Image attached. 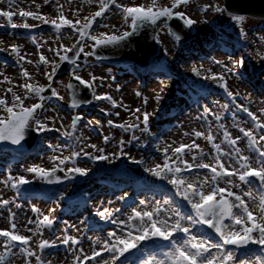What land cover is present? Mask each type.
<instances>
[{
  "label": "snow or ice",
  "instance_id": "6c2138e0",
  "mask_svg": "<svg viewBox=\"0 0 264 264\" xmlns=\"http://www.w3.org/2000/svg\"><path fill=\"white\" fill-rule=\"evenodd\" d=\"M15 2L16 0H9V10H0V17L6 20V24H0V27L30 30L37 27V25L27 22L28 18H31L33 21L51 25L57 34L56 41H59L64 30H71L70 35L76 34V40L70 47L59 43L56 48L50 47L48 49L49 52L54 53L55 57H58V61L56 59L50 60L45 55L39 54V59L34 62L21 55L19 46L15 44L9 45L7 49L0 48V52L8 51L9 55L17 57L16 62L21 65V79L33 80V76L21 63L26 62L29 65L34 64L37 69L43 67V75L47 80L46 85H40L38 82L19 84L17 87L23 90V95L18 94L12 87L7 88L6 92L11 94V103L6 97L0 96V113L5 114L0 115V142L19 146L30 132L37 135L59 132L62 137L80 143L83 147L79 151H72L70 157L66 156L59 159V163L53 164L51 169L33 165L25 168L24 171L32 174L34 179L42 180L48 184L61 182V178L56 175L57 171L64 172L65 178L69 179L71 178L69 173L87 176L91 169L71 167L65 171L60 165H64L69 160L74 161L81 154L92 161H110V157L105 154L104 148L85 143L87 137H84L83 134L74 136L78 126L85 120V115L75 110L95 101H107L112 108L124 106L118 105L111 95L97 93V89L104 86V76H98L89 71L87 73L89 78L85 79L77 73L83 69L95 67L94 63L89 62V57H93L97 63L105 59V57L98 55V50L124 48L128 46L130 39L141 28L146 25H157L158 22L167 28V34L177 46L178 51H182L183 38L180 32L183 28L191 31L197 23V21L189 18L184 11L179 10L182 6L186 7L190 0H169V3L163 6H160L157 0H151L148 5L125 4L123 0L120 2L118 0H81V3L98 5V10L84 16L83 21L77 18L80 12L79 8L72 12L73 18L69 19L65 15V5L56 0L54 5L56 16L54 18L49 19L41 14L42 5L35 4V11L20 9L18 15L24 21L20 24L13 22L16 13L11 8ZM43 2L48 4L49 0H43ZM72 2L73 0H67L69 5ZM0 3H3V0H0ZM113 6L119 10L123 26L128 29L119 32V34L111 31L109 24L100 23L98 19L105 17L109 11H112ZM199 10L207 13L209 6L205 5ZM211 11L216 14H226L232 26L237 30L238 41L247 43L249 32L243 27L248 19L247 13L231 8L227 4V0H224L222 4L211 6ZM173 19L181 22L180 31L174 30L168 24ZM201 23L206 24L208 21H201ZM97 24L102 28L110 29V31L93 34V28ZM151 39L156 45L162 43L159 33H155V29ZM213 39H219L223 42L222 37H217L216 34H213ZM258 39L264 44V35ZM89 41L91 43H88ZM32 43L36 45L37 52H39L42 45L37 42L35 37H32ZM86 48L90 50L86 51ZM162 50L164 56L170 54L168 48ZM224 54L229 57V60L236 55L235 52H225ZM81 55L84 58L83 68L78 62ZM255 55L264 67V50H258ZM64 63L73 66L69 73L71 79L83 86L91 97L82 100L79 98L78 89L71 82L64 85L70 97V103L67 107L74 110L68 126L71 131L62 130L65 129L64 117L60 116L58 108L46 104V101H51L53 98L57 101L64 100V96L53 86L56 83L54 78L58 69ZM175 63L176 61L172 62V64ZM212 63L224 69V73L217 74L209 69L208 74L202 78L215 82L232 104H235L236 109L250 118L252 126L247 129L240 127L239 133L242 136L237 135L234 138L224 124L219 123L222 116L214 113L209 105L205 104L198 119L206 120L207 115H212L217 123V133H222L221 142L216 143L217 136L213 135L211 123H209L207 133L201 131L192 133L194 139L191 143H181L178 147L168 145L164 149L163 164L158 163L154 167H145L144 171L161 181H166L171 188L168 189L163 186H157L156 189L149 188L148 191L153 193L154 199L156 196H160L161 199H155V203L152 205H149L146 199L139 200V205L132 208L131 212L126 215V219L121 218L125 215L121 207L97 209L95 215L105 224L115 227L107 231L106 236L95 239L91 236L87 237V241L90 242V253L86 252L82 246L84 237L67 234L68 229L73 226L68 225L65 221L64 235L57 237V239L60 244L70 249L71 264H133L129 256L134 257L135 264H264V107L260 109V114L257 115L248 107L236 104L239 93H233L229 90L227 75H239L240 73L234 72L233 69L242 70L245 68L246 57L243 52L240 53L239 58L231 67L216 59ZM160 71L163 72L164 69L160 68ZM110 74L111 69H109ZM194 74L198 77L201 76L199 70L194 69ZM0 76H3V73H0ZM5 82L11 84V80L7 76H4V80L0 81V83ZM60 83L63 84V81ZM160 85H162L160 88V93H162L168 84L165 80H161ZM116 90L120 91L119 88ZM160 93H156L154 97L157 105L164 98ZM135 95L139 97L142 93L137 91ZM30 98H35L37 102L26 106L25 101ZM143 103L147 105V97L144 98ZM221 107L225 110L230 109L228 103ZM49 109L54 113L51 118L45 115ZM125 110L128 109L125 108ZM99 111L105 117L113 115L112 112L104 108H100ZM131 114L135 116L136 123L114 124L113 119L109 118L107 124L124 132L131 131L134 133L139 130L141 133H148L150 131V117L153 113L136 108L131 110ZM114 115L119 117L120 113L116 112ZM57 121L60 122L59 127L56 126ZM93 125L102 127L101 121L98 119L88 120L85 126L91 127ZM185 135L189 134L185 133ZM201 138L211 146L208 152H205L196 142ZM111 139L109 135H103L105 144H108ZM133 140L138 141L139 138L133 134L129 140L121 139L119 141V155H125V144H131ZM243 141H246L248 155H245L243 150L237 146ZM139 146L143 147L144 145ZM59 147L60 145H49L53 151L58 150ZM85 148H91L93 151L87 152L84 150ZM169 151L171 155H169ZM112 155L119 158L116 153ZM188 156L191 157L190 160L186 159ZM128 158L135 164H145L144 160H136L131 156ZM50 159L56 161L58 158L53 156ZM253 159L255 163H253ZM31 182L23 175L18 177L9 175L5 181L6 184H11L17 193L20 192L23 185ZM176 197L179 198V201ZM50 198L58 204L65 199V195L63 193L53 194ZM118 199L125 201L128 197L122 195ZM12 203H14L12 200L0 199V208L8 209L10 224L9 228L0 229V238H2L0 239V247L3 248V251H0V264H10V260L14 257H22L24 264H52L51 260L45 258L44 253L48 249H56L58 247L57 242L39 238L35 242V248L32 244L33 237H43L44 230L54 227L56 208H51L45 214L33 207L32 211L37 215L35 219H28L27 225H34V227H26L24 230L30 232L31 235H24L17 230V223L14 222L15 213L8 207ZM108 203L112 204L113 201H108ZM86 222V220L81 221V223ZM94 227V225H90L89 230H94ZM76 230L79 232V229ZM145 242H150V247H146ZM250 245L258 246L259 254L250 249ZM133 250L136 251L133 252ZM105 253L107 258L103 255ZM138 253L146 255H137ZM252 256L255 259H252Z\"/></svg>",
  "mask_w": 264,
  "mask_h": 264
},
{
  "label": "rangeland",
  "instance_id": "374dc122",
  "mask_svg": "<svg viewBox=\"0 0 264 264\" xmlns=\"http://www.w3.org/2000/svg\"><path fill=\"white\" fill-rule=\"evenodd\" d=\"M73 1H77L78 3L80 12L77 18L82 21L84 16H88L90 13L98 10V5H89L86 2L81 3V0ZM59 2L65 5V15L69 19H72V12L76 9L67 8V0H59ZM118 2H120V0H118ZM123 2L125 4L134 3L136 5H148L151 3V0H123ZM157 2L160 6H163L168 4L169 0H157ZM8 3L9 0H3V3H0V10H9ZM55 3L56 0H49L48 4H44L43 0H35V3H33V0H29V5L31 4L33 6L25 9L26 11L27 9H30L29 11H35V4H41V14L51 19L56 16L54 7ZM222 3H224V0H190V3L186 7L182 6L179 9L180 11H184L189 18L197 21L191 31H189L186 38L182 39V51H178L177 46L167 34V28L161 25L157 30H163L165 39L172 48L168 57L160 56V51H162L164 47V43H161V45H158L157 53L151 57L149 61L150 63L148 62L147 65L136 67L126 61L112 62L102 60L101 62L103 63L110 62L113 64L110 68V75L109 72H104L101 66L97 64H95L94 68L83 69L77 73L85 79L89 78L87 75L89 71L94 72V74L98 76H104L105 82L103 86V94L106 93L111 95L118 105L124 106L114 108V110H117V112L120 113L119 117L114 115L115 112H112L113 115L111 117H105L104 115L92 112L94 107H98L99 109L104 108L107 111H111L112 106L107 101H102L100 104L99 101H95L92 104L84 105L78 109L81 114L85 115V117L91 116L93 117V120H100L102 127L96 125L86 127L85 125L87 123H81L80 128L78 126L79 129L77 128L74 136H80L81 131L93 136L95 141L94 144L97 145V147L105 149V154L109 155L110 161H80L75 158L74 161L69 160L64 165H60V167H63L65 171L71 167L91 169L87 176H80L77 174L78 177H71L70 179L66 178V180L57 188L50 186L42 187V180L34 179L32 174L24 171L25 168L33 166L30 164L32 161L31 155L33 156L34 154L33 151L41 146L42 142L49 134L54 136L53 133H49L47 135L36 134V140L33 146L28 150L15 151L13 149L0 146V149L4 150L0 154V199L14 201V203L10 204L8 207L11 208V211L15 213V216L21 223L19 231L20 234L31 235L30 232H26L24 229L26 227H34V225H27V220L35 219L37 215L32 211L33 205L38 209L40 208V212L45 214H47L51 208H56V213L54 214L56 217V223L54 227L44 230L43 237H33V248H35V242L39 238L53 240L58 244L59 240L57 237H62L64 235V229L66 227L65 221H67L68 225L73 226L68 229L67 234L69 235L82 236L84 239L88 234L92 235L93 238L106 236L107 231L112 230V227L110 224H105L95 215L96 210L116 208L123 205L125 208L122 209L124 210L125 215L121 218L126 219V215L129 214L132 208L135 207L132 205V194L140 181L144 183L140 184L142 187L139 188V190H141L139 200L146 199L149 205L154 204L155 199H158L153 198V193L148 191L149 188L156 189L157 186H163L168 189L171 188L170 185H167L166 181H161L156 177L151 176L144 171V168L154 167L158 163L162 165L164 160V149L168 145L178 147L181 143H183L182 141H166L163 136L156 135V137H154L155 135H153L155 131L157 132V130L161 128V125L152 128L154 118L159 114L168 111L172 106L177 107L182 102L189 100L192 104V109L190 110L191 122L196 124L197 131L205 133H207L209 123H211L213 135L217 136L216 143L221 142L222 133H217V123L215 122L214 117L212 115L205 114L207 115L206 120L198 119L203 112V106L205 104L209 105L214 113L222 116V120L219 123L224 124V126L232 133L234 138L237 135L242 136V134L239 133L240 127L247 129L252 126L250 118L247 117L245 113L236 109L235 104H232L223 90L219 88L215 82L212 80H205L202 77L208 74L209 69L217 74L224 73V69H222L219 65L212 63L214 59L220 60L222 63H227L228 66L231 67L235 60L239 58L240 53L243 52V55L246 57L245 68L242 70L233 69L234 72H239V75H227L229 90L233 93H239V96L236 99V104L248 107L250 111L259 115L260 109L264 107V67H262V63L259 62L255 53L258 50H264V44H262L258 39L260 36L264 35V17L248 16V19L243 25L245 30L249 32L248 41L245 44L244 42L238 41L237 30L232 26L226 14H216L211 11V6ZM205 5L209 6L207 13L199 10ZM15 7L17 8L18 6H12L11 10H14ZM112 13L116 14V17L123 23L119 15V10L115 9L114 6L112 11H109L107 14ZM98 19L100 22L107 21L106 16ZM18 20L19 19H17V17H13L14 23L19 24ZM201 21H208V23H201ZM22 22L24 21L22 20ZM27 22L29 24L33 23L31 20H27ZM0 23L6 24L5 18L0 17ZM34 23L36 25L40 24L41 26L46 27L45 30L40 31L34 27L30 30L20 28L19 31L21 34L19 35L1 33L0 41H3V43H0V48L7 49L9 45L15 44L19 46L21 55L26 56L27 59H31L34 62L39 59V54L45 55L50 60L56 59L58 61V57H55L54 53L49 52L48 49L50 47L56 48L59 43H63L66 47H70L72 42L76 40V34L70 35L71 30H64L59 41H56L57 34L54 32L51 25L43 24L39 21H34ZM204 26L211 30L212 37L213 34H216L217 37H222L223 42L219 39H215V42H213L212 47L209 49L205 47V43L202 45H199V43L197 46V55H191L192 53L190 52V49L193 48L192 44L196 42L195 35L198 29ZM123 28L124 30H128L124 26ZM99 29V24L94 26L93 34L99 33ZM156 33H158V31H156ZM116 34L119 33L117 32ZM32 37H35L37 42L42 45L39 52H37L36 45L32 43ZM88 43H91V41ZM85 50L88 51L90 49L86 48ZM207 52L211 53L208 54ZM225 52H235L236 55L229 60V57L224 54ZM89 59L94 60L93 57H89L88 60ZM16 60L17 57L9 55L8 51L0 52V73H3V76H0V81L4 80V76H7L11 80V84H8L7 82L0 83V96L6 97L9 103H11V94L6 92L7 88L12 87L14 91L22 94L23 90L17 87L21 83L38 82L40 85L47 84V80L43 75L44 68L40 67L37 69L34 64L29 65L26 62L21 63L23 64V67L26 68L33 76V80L27 81L21 79V65L18 64ZM173 61H176V63L172 64ZM78 62L83 68V55ZM148 66H151V73H145ZM152 66L156 68H153ZM72 67L73 66L68 63L61 64V67L58 69L57 75L54 78L56 79V83L53 85L57 88L60 94L64 96L66 108L60 109L59 111H61L62 117H64L63 124L65 129L62 130L68 131H71L68 126L71 122V115L73 113L71 112V109L67 107L70 103V98L68 90L64 87V85H67L68 83V79L70 77L69 73L71 72ZM178 67L180 68L179 72L176 69ZM160 68H163L164 71L161 72ZM194 69L200 71V77L194 74ZM112 77H115V79H112ZM169 77H171V79H169ZM161 80H165L168 84V87L162 93H160V88L162 87V85H160ZM60 81H63V84H61ZM129 84H131L132 87H128ZM123 86L125 87L123 88ZM117 88H119L120 91H117ZM177 90H180L183 93L182 97L178 98V102L174 103L168 101V98L173 96ZM137 91H140L142 95L137 97L135 95ZM156 93H160L164 97L160 101L159 105H157L154 99ZM48 94L50 95V92ZM207 94H209L208 97L206 96ZM145 97L148 99L147 105H144L143 103ZM34 102H37L36 99L30 98L26 106H30ZM225 103L230 105L229 110H225L221 107ZM125 108L128 110H125ZM136 108H141V111L153 113L150 117V130L153 131V133H141L139 130H136L134 133L131 131L124 132L119 128L110 127L107 124V119L109 118L113 119L114 124L136 123L135 116L131 114V110ZM0 115L5 114L0 113ZM246 121H248V123H246ZM59 125L60 122L57 121L56 126L59 127ZM141 127H143V125H141ZM94 128H96L98 135L93 133ZM133 134L138 137L139 140H133L131 144L126 143L124 146L125 155H119V141L121 139L127 141ZM103 135H109L112 138L108 144L103 142ZM193 139L194 137L192 136V138L184 144L191 143ZM196 142L205 152L210 150L211 146L203 138L198 139ZM149 143L153 146L155 151V153H152L151 151L148 153H152L150 157L148 154L143 153V150L148 147L146 145ZM52 145H60V147L56 151L51 150V152L47 155H42L39 163H35L34 165H40L45 169H51L53 164L59 163V159H63V157L66 156L70 157L72 151H79L80 148L83 147L80 143H75L73 140L63 141L60 137L54 138ZM69 145L74 146L70 147ZM139 145L144 146L141 147ZM237 146L243 150L245 155L249 154L246 148V141L238 143ZM84 150L87 152L93 151L91 148H85ZM113 153H116L119 158L113 157ZM169 155H171L170 151ZM53 156H56L58 159L56 161L51 160L50 157ZM129 156L135 158L136 160H144L145 164H135L128 158ZM186 159L190 160L191 157L188 156ZM253 163H255L254 159ZM9 175L12 177L23 175L26 179L32 182L30 184L23 185L20 192L17 193L16 190L11 187V184L5 183ZM57 176L60 177L59 174ZM89 177H91L92 181L97 180L94 193H92L91 190H86L85 184L83 183V179ZM129 179H133L131 184L129 183ZM123 190L125 193L122 192ZM100 191L102 193L97 196V193ZM59 193H63L65 195V199L57 204L54 199L50 198V196ZM122 195L127 196L128 199L125 201L119 200L118 197ZM176 199L179 201L178 197H176ZM108 201H113V203L109 204ZM0 216L2 217V227H0V229H6V226L9 223L8 209L0 208ZM85 220L87 221L86 223H81V221ZM97 222L100 223L101 227L97 226ZM90 225L95 226L94 230H89ZM76 229H79V232H77ZM249 248L255 250L257 254H259L258 246L250 245ZM48 250H46L44 254H46ZM0 251H3L2 247H0ZM105 258H107V254L105 255ZM129 259L134 261V258L129 257ZM252 259H255V257L252 256ZM71 260V258H66V261H61L57 264H71ZM10 264H23V258L14 257L10 260Z\"/></svg>",
  "mask_w": 264,
  "mask_h": 264
},
{
  "label": "bare ground",
  "instance_id": "6f19581e",
  "mask_svg": "<svg viewBox=\"0 0 264 264\" xmlns=\"http://www.w3.org/2000/svg\"><path fill=\"white\" fill-rule=\"evenodd\" d=\"M64 3H66V2H64ZM66 4H67V8H69V9H71V8L78 9L77 1H73L71 5H69L68 3H66ZM15 5L18 6L19 8L15 7V9L12 10V11L14 13H16V15L14 17H17V19H19L18 23L20 24L22 22V19L18 15L20 9H23V10L26 11L25 8H30L33 5H31V4L29 5V0H16L15 4L13 6H15ZM29 10L30 9H27V11H29ZM106 18H107V21H102L100 23L109 24L110 28H111V31L119 33V32H122L124 30L123 23L121 22V20L119 18L116 17V14H114V13L106 14ZM30 20H31V18H28V21H30ZM31 21L33 22L32 24H35L33 20H31ZM0 24H2V23H0ZM35 28L37 30L44 31L46 27H43L40 24H37V27H35ZM19 29L20 28L12 29L10 27H0V34L1 33L2 34H10L11 33V34L19 35V34H21ZM117 29H119V31H116ZM99 31L100 32H102V31L103 32H108V31H110V29H106V28L100 27ZM157 31L159 33V38H160L161 42L164 43L163 44V46H164L163 48H168L169 49V53H170V50L172 48L169 45L168 41L165 39V34L163 33V30L159 29ZM195 36H196V38H195L196 42L192 44L193 48L190 49V52L192 53L191 55H197V48H198L197 46H198L199 43H200L199 45H202L203 43H205L204 44L205 47L209 49L210 47H212L213 42H215L214 41L215 39H213V37H212L211 30L209 28L205 27V26L201 27L200 29H198V31H197ZM160 52H161L160 56H164L163 50L160 51ZM207 53L209 54L211 52H207ZM169 55H167L165 57H168ZM89 62L101 66V68H102V70H104V72H109V69L111 68V65L113 66V64L110 63V62H104L103 63V62L100 61L99 63H97L93 59H89ZM153 68H156V67H153ZM176 69L179 72L180 68L178 67ZM150 71H151V66H148V68H146L145 73H151ZM124 87L125 86H123V88ZM128 87H132V85L129 84ZM126 88H125V90H126ZM97 93L98 94H103V87L98 88L97 89ZM18 94H20V93H18ZM182 94H183L182 91L177 90V91H175V94L173 96L168 98V101L176 103V102H178L177 101L178 98L182 97ZM20 95H23V93L20 94ZM206 96L208 97L209 94H207ZM28 100L25 101V105H27ZM100 103H102V101H99V104ZM46 104H50L52 107L58 108V110L66 108L64 100L63 101H57L55 98H53L51 101H46ZM191 109H192V104H191V102L189 100H187L186 102H182L177 107L172 106L168 111H165L164 113H161L157 117L154 118V120L152 122V128L153 127H157L159 125H161V128L159 130H157V132L155 131L153 133V131H151V130L149 132L153 133V135H155L154 137H156V135L163 136V138H165L166 141H171V142L182 141L183 143L187 142L189 139L192 138V133L194 131H197L196 124H193L191 122V120H190V117H191L190 110ZM73 111L74 110L71 109L72 113H73ZM75 111L79 112V110H75ZM92 112L104 115L103 113H101L99 111L98 107H94L92 109ZM110 112H115L116 113L117 110H114V108H112ZM53 114L54 113L52 112V110L49 109V111L45 115L47 117L51 118V116ZM59 114L62 117L61 111H59ZM88 120H93V117L86 116L85 120L83 122H81V123H87ZM79 128H80V125H79ZM93 133L95 135H98V132H97L96 128L93 129ZM185 133H188L189 135L186 136ZM81 134H83L84 137H87L85 143L94 144L95 141H94L93 136H90L88 133H86L84 131H81ZM53 135L54 136L49 134L47 136V138L42 142L41 146L38 149L33 151L34 154H33V156L31 155V157H32V161L30 163L31 165H34L35 163L38 164L39 161H40V158L42 157V155H47L48 153L51 152L52 149L49 148V145H52L54 138L60 137L61 139H63V141L67 140L65 137H62L57 132L53 133ZM146 146H148V147L145 148V150H143V153L148 154L150 151L152 153H155V151L153 149V146L150 143L148 145H146ZM3 151H4L3 149H0V154ZM159 151H161V150H159ZM152 153L148 154V156L150 157L152 155ZM76 159H78L80 161H82V160L83 161H90L83 154H81V156L77 157ZM132 181H133V179H129V183L130 184L132 183ZM83 183L85 184L86 190H91L92 193H94L95 185L97 184V180H93L92 181L91 177L84 178L83 179ZM142 183H144V182H141V181L139 182V184L137 185V188L135 189L134 193L132 194V198H133L132 205H134L135 207H137L139 205V198H140V193H141V190H139V188L142 187V186H140V184H142ZM122 192L125 193L124 190ZM101 193H102L101 191L98 192L97 196H99ZM155 198L160 199V196H156ZM33 207H34V205H33ZM121 208H125V207L122 205ZM39 210H40V208H39ZM1 221H2V217L0 216V227H2V222ZM14 222L17 223V230L20 231L21 223L19 222V220H18V218L16 216H15V221ZM97 226L101 227L100 223L97 222ZM9 227H10V224L8 223V225L6 226V229L9 228ZM111 227L113 229L115 226L111 225ZM88 236L93 237L92 235L88 234L85 237L82 246L84 247L86 252L90 253V242L87 241V237ZM93 239H95V238H93ZM57 245H58V247L56 249H49L47 251V253L44 254L46 259L51 260L52 264H57L58 262L66 261V258H71L72 259L71 255L69 254L70 253V249H67V246L62 245L60 243H58ZM145 246L146 247H150V242H145ZM135 251L136 250H134L133 252H135ZM103 255L105 257L106 253L103 254ZM137 255H146V254L138 253ZM129 257L130 258H134L132 256H129ZM133 263H135V259H134ZM23 264H24V262H23Z\"/></svg>",
  "mask_w": 264,
  "mask_h": 264
},
{
  "label": "water",
  "instance_id": "95a60500",
  "mask_svg": "<svg viewBox=\"0 0 264 264\" xmlns=\"http://www.w3.org/2000/svg\"><path fill=\"white\" fill-rule=\"evenodd\" d=\"M227 4L231 8H234L239 12L247 13L248 16L264 17V0H227ZM168 24L174 30L180 31L181 29V22L178 20L173 19L169 21ZM159 26H161L160 22H158L157 25H146L145 27L141 28L140 31L130 39L128 46L121 49H113V48L100 49L98 50V55L105 57L104 60L107 61H112V62L126 61L133 64L136 67L147 65L151 57L154 54H156L158 51V45H156L155 42L151 39V36L154 34V29L156 33ZM188 33H189V29L187 28H183V30L180 32L183 39L186 38ZM73 43H75V41H73L72 44ZM81 57L79 59H81ZM69 82H71L78 89V95L80 99L87 100L91 98L90 93L86 89H84L83 86L79 85L77 81L72 80L71 76L68 79V83ZM35 140H36V133L30 132L26 136L25 141H23L22 144L19 146H14L6 142H0V146L7 147L15 151H23L30 149L33 146ZM58 174L60 175L61 178L60 183L48 184L42 181L41 186L42 187L50 186L55 188L59 187L66 180V178L64 172L57 171L56 175ZM69 176L78 177L77 174H73V173H69Z\"/></svg>",
  "mask_w": 264,
  "mask_h": 264
}]
</instances>
